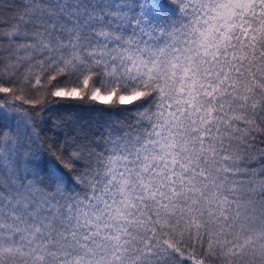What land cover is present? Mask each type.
<instances>
[{"label":"snow or ice","instance_id":"snow-or-ice-1","mask_svg":"<svg viewBox=\"0 0 264 264\" xmlns=\"http://www.w3.org/2000/svg\"><path fill=\"white\" fill-rule=\"evenodd\" d=\"M0 264H264V0H0Z\"/></svg>","mask_w":264,"mask_h":264},{"label":"trees","instance_id":"trees-1","mask_svg":"<svg viewBox=\"0 0 264 264\" xmlns=\"http://www.w3.org/2000/svg\"><path fill=\"white\" fill-rule=\"evenodd\" d=\"M109 118L115 121L123 119V114L119 112H101L94 109L92 106L79 105L73 102H66L63 104H51L45 112V119L49 121L44 125L45 129H52L48 132L49 136L59 139L55 133L59 129L53 128V123H60L62 125H69L73 123L96 122Z\"/></svg>","mask_w":264,"mask_h":264}]
</instances>
